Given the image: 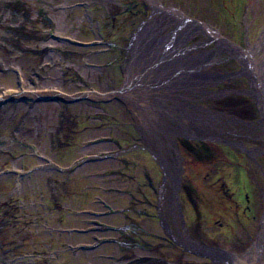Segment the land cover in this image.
Returning <instances> with one entry per match:
<instances>
[{"label":"rangeland","instance_id":"374dc122","mask_svg":"<svg viewBox=\"0 0 264 264\" xmlns=\"http://www.w3.org/2000/svg\"><path fill=\"white\" fill-rule=\"evenodd\" d=\"M137 1L0 0V264H259L264 0Z\"/></svg>","mask_w":264,"mask_h":264},{"label":"bare ground","instance_id":"6f19581e","mask_svg":"<svg viewBox=\"0 0 264 264\" xmlns=\"http://www.w3.org/2000/svg\"><path fill=\"white\" fill-rule=\"evenodd\" d=\"M154 5L158 8L159 5L154 3ZM172 13H174L177 17L178 20L180 21V23L183 26H187L188 24H193V26H195L196 28L199 27V29H202L205 33H207L209 36H211V38L215 39L218 37V35L216 33H214V31H212L206 24H202L200 22H197L198 24L195 25V22H188V18L182 16L181 13L177 12L176 10H170ZM169 11V12H170ZM181 14V15H180ZM185 23V24H184ZM184 32V31H183ZM258 51H261V56L257 59L256 58V53ZM241 53V55L243 56V58L246 61V64L249 68V71L253 77V81L254 84L256 86V96L259 99V103L260 106L263 110L264 113V27H263V31L261 34V38L259 39V41H257L254 44H249L247 48H243L241 49V51H239ZM131 78L129 77L128 79H126L125 83H124V87H127V89H131L132 88V84H131ZM123 86H121L118 90L117 93H121L123 92V90L125 89ZM23 94L26 93H33V91H23ZM53 95H57V96H64L61 93L55 91L54 93H52ZM115 93H109V94H105V95H97L94 93H82L80 95H94L97 96L98 98H104L107 96H112ZM1 98V95H0ZM258 249L257 255L258 257L262 258L263 262H264V248H256V250ZM252 259H256V258H252Z\"/></svg>","mask_w":264,"mask_h":264},{"label":"flooded vegetation","instance_id":"af4514ba","mask_svg":"<svg viewBox=\"0 0 264 264\" xmlns=\"http://www.w3.org/2000/svg\"><path fill=\"white\" fill-rule=\"evenodd\" d=\"M126 5V8H128V9H131L132 8V5H131V3H128V4H125ZM133 6H136V4H134ZM221 188L223 189V185L221 184ZM258 189L260 190V186H258ZM245 192H243V195L242 196H238V198H240L241 200H245L246 202H244L246 205H245V207L247 208V209H249V207H248V203L251 201V197L252 196H249V193L246 191V190H244ZM224 197H227V198H229L231 201H232V199H233V197H232V195H228V196H224L223 195V198ZM222 198V199H223ZM255 198V197H254ZM252 199H253V197H252ZM256 199V198H255ZM234 207L236 208V207H239V203H238V200H234ZM224 210V209H223ZM215 212H213V214H214ZM212 214V215H213ZM222 215H219V217H221ZM218 220H220L219 218H218ZM221 225H222V223L221 222H219ZM263 225V228L260 230H258V232L256 233V237H257V242H256V245L254 244L253 246H256L257 248H264V224H262ZM192 229L194 230V232H196L197 234H199L198 232V228H196L195 226H194V228L192 227ZM251 235H248L247 236V240L249 241H251L252 239H251ZM253 241V240H252ZM241 247V246H240ZM211 249H213V251H215V252H218V251H220V248L219 247H216V248H211ZM225 251V250H224ZM236 251H238V250H236ZM226 253V252H225ZM218 254L219 255H221V253L220 252H218ZM257 259H258V262H259V264H264V262L263 261H261L260 260V257H258V255H257ZM256 260V259H255ZM213 264H225V260L224 259H213ZM258 264V263H257Z\"/></svg>","mask_w":264,"mask_h":264},{"label":"trees","instance_id":"16d2710c","mask_svg":"<svg viewBox=\"0 0 264 264\" xmlns=\"http://www.w3.org/2000/svg\"><path fill=\"white\" fill-rule=\"evenodd\" d=\"M66 145V144H65Z\"/></svg>","mask_w":264,"mask_h":264},{"label":"water","instance_id":"95a60500","mask_svg":"<svg viewBox=\"0 0 264 264\" xmlns=\"http://www.w3.org/2000/svg\"><path fill=\"white\" fill-rule=\"evenodd\" d=\"M48 100V99H47Z\"/></svg>","mask_w":264,"mask_h":264}]
</instances>
